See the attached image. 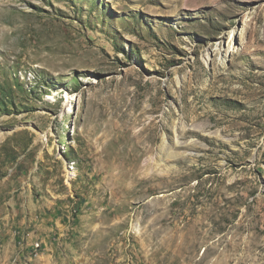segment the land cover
I'll return each instance as SVG.
<instances>
[{"label": "rangeland", "instance_id": "374dc122", "mask_svg": "<svg viewBox=\"0 0 264 264\" xmlns=\"http://www.w3.org/2000/svg\"><path fill=\"white\" fill-rule=\"evenodd\" d=\"M0 264H264V0H0Z\"/></svg>", "mask_w": 264, "mask_h": 264}, {"label": "bare ground", "instance_id": "6f19581e", "mask_svg": "<svg viewBox=\"0 0 264 264\" xmlns=\"http://www.w3.org/2000/svg\"><path fill=\"white\" fill-rule=\"evenodd\" d=\"M181 136H182V134H181V132H178V134H177V137H176V142L178 143V142H180V138H181ZM134 152V151H133ZM126 194V193H125ZM123 201V200H122Z\"/></svg>", "mask_w": 264, "mask_h": 264}]
</instances>
